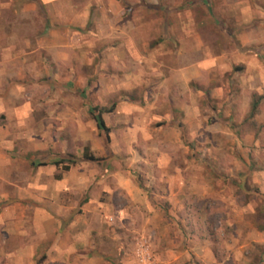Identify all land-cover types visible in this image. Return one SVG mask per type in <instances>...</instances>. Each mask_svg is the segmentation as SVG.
<instances>
[{"label":"crops","instance_id":"crops-1","mask_svg":"<svg viewBox=\"0 0 264 264\" xmlns=\"http://www.w3.org/2000/svg\"><path fill=\"white\" fill-rule=\"evenodd\" d=\"M1 9L23 16L25 29L31 11L42 23L40 35L24 37L21 49L13 44L0 52V121L5 125L13 119L21 126L25 115L30 118L22 96L33 79L58 87L59 97L65 89L86 94L90 106L110 112L166 107L165 124L158 125H167L177 140L179 127L194 118L207 122L208 110L215 124H234L236 103L247 102L249 111L252 95L264 91V0H0ZM1 28L14 31L15 23L0 22ZM46 109L55 119L66 116L58 112L65 109L77 119L75 108L62 100ZM9 143L0 134V264H116L110 259L114 250L89 242L93 217H77L65 230L57 196L63 177L32 181L31 169L21 171L8 157ZM167 184L181 190L191 181L180 186L168 179ZM51 187L55 199L41 197ZM158 213L150 228L154 264H254L242 256L244 249H226L227 255L218 257L208 246L197 247L190 233L174 229L173 219ZM169 232L180 241L172 242ZM117 251L123 253L121 247Z\"/></svg>","mask_w":264,"mask_h":264},{"label":"rangeland","instance_id":"rangeland-1","mask_svg":"<svg viewBox=\"0 0 264 264\" xmlns=\"http://www.w3.org/2000/svg\"><path fill=\"white\" fill-rule=\"evenodd\" d=\"M23 18L0 10L3 25L15 23L14 31L0 29V52L13 44L14 50H19L24 37L40 35L39 13L31 11L29 29H25L27 22ZM42 80L33 79L22 96L31 107L30 118L25 115L21 126L15 125L13 119L7 125L5 120L0 121V134L10 140V160L21 171L30 168L32 181L51 182L63 177L64 187L57 196L65 230L77 217L89 215L94 219L90 224L95 225L89 242L93 241L97 249H110L112 254L114 250L110 259L116 264H136L135 250L140 241H144L151 255L150 228L161 212L173 219L170 225L174 229L190 233L188 237L197 242V247L208 246L218 257H225L226 249H244L242 256L251 263L263 264L264 91L252 95L249 111L247 102L236 103L234 124L228 120L215 124L208 110L207 122L202 120L200 124L194 118L188 127H179L180 140L167 125H158L165 122L162 114L168 112L166 107L114 110L103 115L111 129L107 143L88 112L86 94L65 89L59 97L55 93L58 87H46ZM59 100L75 108L76 120L70 118L72 113L66 109L58 111L67 114L63 118L49 116L51 110L46 106L53 108ZM218 103L209 101L211 107ZM175 118L179 116L176 114ZM22 151L29 156L19 158ZM85 153L98 160L84 159ZM61 157L71 158L74 163L63 162L62 165L70 164L67 170L62 165L55 168L53 161ZM39 162L47 164L39 168ZM188 178L189 189L168 188V179L182 186ZM50 190H45L41 197L54 200L55 190ZM35 192L39 194V190ZM179 216L185 221H179ZM169 233L172 242L180 241L175 233ZM81 241L86 243L87 236ZM119 247L123 249L121 254Z\"/></svg>","mask_w":264,"mask_h":264},{"label":"trees","instance_id":"trees-1","mask_svg":"<svg viewBox=\"0 0 264 264\" xmlns=\"http://www.w3.org/2000/svg\"><path fill=\"white\" fill-rule=\"evenodd\" d=\"M255 107V103H253V108ZM112 109L111 108H105V107H98V106H90L88 108V112L89 114L92 116L93 120L96 123V127L99 130L100 135L104 138L105 142H109L110 141V136H109V132H110V128L107 126L104 118H103V114L105 112H110ZM84 159H88L91 161H97L98 158L85 153L84 154ZM68 161L69 163H74V160L71 158H66V157H61L58 160L53 161V164L57 167L60 168V166L63 164V162ZM47 163L45 162H39L37 163V165H45ZM64 166V169H68L70 164H66V165H62Z\"/></svg>","mask_w":264,"mask_h":264},{"label":"built area","instance_id":"built-area-1","mask_svg":"<svg viewBox=\"0 0 264 264\" xmlns=\"http://www.w3.org/2000/svg\"><path fill=\"white\" fill-rule=\"evenodd\" d=\"M144 246V241H140L138 247L135 250L136 264H154L148 249H146Z\"/></svg>","mask_w":264,"mask_h":264}]
</instances>
